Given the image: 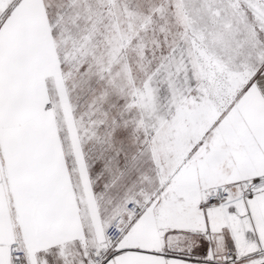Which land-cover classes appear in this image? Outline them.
Masks as SVG:
<instances>
[{"label":"snow or ice","instance_id":"6c2138e0","mask_svg":"<svg viewBox=\"0 0 264 264\" xmlns=\"http://www.w3.org/2000/svg\"><path fill=\"white\" fill-rule=\"evenodd\" d=\"M0 264H264V0H0Z\"/></svg>","mask_w":264,"mask_h":264}]
</instances>
